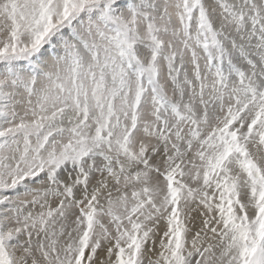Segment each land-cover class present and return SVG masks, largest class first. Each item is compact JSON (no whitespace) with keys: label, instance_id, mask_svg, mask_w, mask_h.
Instances as JSON below:
<instances>
[{"label":"snow or ice","instance_id":"obj_1","mask_svg":"<svg viewBox=\"0 0 264 264\" xmlns=\"http://www.w3.org/2000/svg\"><path fill=\"white\" fill-rule=\"evenodd\" d=\"M0 264H264V0H0Z\"/></svg>","mask_w":264,"mask_h":264}]
</instances>
